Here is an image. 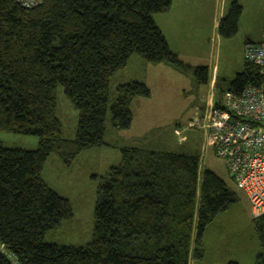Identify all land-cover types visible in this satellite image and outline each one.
<instances>
[{
	"label": "trees",
	"instance_id": "obj_1",
	"mask_svg": "<svg viewBox=\"0 0 264 264\" xmlns=\"http://www.w3.org/2000/svg\"><path fill=\"white\" fill-rule=\"evenodd\" d=\"M172 0H44L26 7L0 0V129L37 134L36 148L0 141V264H189L207 224L236 198L215 170L201 169V156L165 148L128 144L99 184L94 235L85 244L44 240L47 229L73 214L70 199L43 177L48 155L73 157L100 143L106 114L118 127L133 119L136 95H149L147 83L130 79L109 96L111 75L133 53L187 67L157 23L154 12ZM243 5L233 0L220 32L238 30ZM196 73L207 81L208 65ZM261 78L248 60L229 80L241 91ZM79 109L75 138L62 133L57 86ZM223 90V89H222ZM222 93V91H221ZM264 246V217L256 218ZM227 264H242L230 259ZM254 264H264V251Z\"/></svg>",
	"mask_w": 264,
	"mask_h": 264
},
{
	"label": "rangeland",
	"instance_id": "obj_2",
	"mask_svg": "<svg viewBox=\"0 0 264 264\" xmlns=\"http://www.w3.org/2000/svg\"><path fill=\"white\" fill-rule=\"evenodd\" d=\"M223 3L225 0H205L203 6L189 5V20L181 22L177 35L170 41L172 50L178 52L189 66L180 67L167 60L153 62L133 53L127 63L111 75L110 99L115 97L117 85L130 79L144 81L151 90L149 95L133 98V119L129 126H116L108 107L102 142L80 150L73 157L57 151L48 155L42 175L53 188L70 199L73 214L47 229L44 240L73 244H85L91 240L99 184L111 166L120 162L122 147L136 144L197 153L201 156V169L215 170L236 193L235 200L218 211L207 224L200 245L203 256H195L198 232L195 223L189 264H227L230 259H237L242 264L255 263L264 246L257 219L251 211L249 195L238 186L225 160L210 144L206 128L191 123L198 112L201 118L205 115L207 101L204 93L210 87V81H203L196 68L208 65L210 78L217 72L219 86L228 89L229 80L245 65L247 29L258 28L260 18L254 19L252 12L258 13L264 6V0H255L254 8L247 7L237 32L226 36L219 28ZM230 4L231 0H227V9ZM175 10L178 12L177 8ZM165 16V12H154L159 22H163ZM56 111L64 137L75 138L79 109L63 83L57 86ZM0 141L6 146L36 148L40 138L37 134L0 129Z\"/></svg>",
	"mask_w": 264,
	"mask_h": 264
},
{
	"label": "built area",
	"instance_id": "obj_3",
	"mask_svg": "<svg viewBox=\"0 0 264 264\" xmlns=\"http://www.w3.org/2000/svg\"><path fill=\"white\" fill-rule=\"evenodd\" d=\"M26 7L44 0H17ZM244 57L259 67L261 78L241 91L228 90L207 100L205 115L192 124L203 126L217 154L238 186L249 195L254 218L264 217V30L259 40H247ZM0 246L4 245L0 242Z\"/></svg>",
	"mask_w": 264,
	"mask_h": 264
},
{
	"label": "crops",
	"instance_id": "obj_4",
	"mask_svg": "<svg viewBox=\"0 0 264 264\" xmlns=\"http://www.w3.org/2000/svg\"><path fill=\"white\" fill-rule=\"evenodd\" d=\"M210 2V0H208ZM233 0H231L232 3ZM242 5H243V10L240 15L239 21H238V29L240 28V24L242 22V19L245 15L246 9L248 6H251L254 8L255 6V0H250L248 3L245 0H238ZM205 0H172V4L170 7L166 10H162L161 12H165L166 16L164 18L163 22H159L158 20L157 23L160 25L162 28L163 32L165 33L168 42L170 44V41L172 37L177 35V29L179 28L180 24L182 21H188L190 18V6L192 3L195 5L203 6ZM223 7L221 11L219 12V17H223L224 15L227 14L229 8L227 9V0H225V3H223ZM231 5V4H230ZM177 8L178 12L175 10ZM263 9V10H262ZM254 19L255 18H260V21L258 23V28L257 29H247V40H259L263 36V30H264V6L261 8L260 12H252ZM221 18L219 19V24L221 21ZM171 47V46H170ZM175 51V50H174ZM176 52V51H175ZM178 53V52H177ZM209 67V66H208ZM210 81V87L207 88L206 92L204 93L205 100L213 98V97H219L222 95L221 91H228L230 90L229 87L228 89H225L223 87L219 86V75L217 72L214 73L213 77L210 78V75L208 73V79L207 82ZM212 88V89H211ZM223 89V90H222Z\"/></svg>",
	"mask_w": 264,
	"mask_h": 264
}]
</instances>
